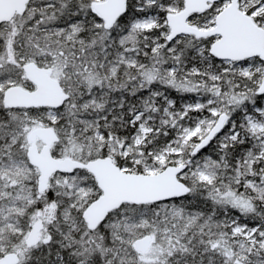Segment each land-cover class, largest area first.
Returning a JSON list of instances; mask_svg holds the SVG:
<instances>
[{
    "label": "snow or ice",
    "instance_id": "obj_1",
    "mask_svg": "<svg viewBox=\"0 0 264 264\" xmlns=\"http://www.w3.org/2000/svg\"><path fill=\"white\" fill-rule=\"evenodd\" d=\"M0 264H264V0H0Z\"/></svg>",
    "mask_w": 264,
    "mask_h": 264
},
{
    "label": "trees",
    "instance_id": "obj_2",
    "mask_svg": "<svg viewBox=\"0 0 264 264\" xmlns=\"http://www.w3.org/2000/svg\"><path fill=\"white\" fill-rule=\"evenodd\" d=\"M170 92H171V96H172V98H179V96H180V94L179 93H176L174 90H170ZM186 98H188V99H192V97L190 96V95H188V96H185V99Z\"/></svg>",
    "mask_w": 264,
    "mask_h": 264
},
{
    "label": "rangeland",
    "instance_id": "obj_3",
    "mask_svg": "<svg viewBox=\"0 0 264 264\" xmlns=\"http://www.w3.org/2000/svg\"><path fill=\"white\" fill-rule=\"evenodd\" d=\"M186 99H188V98H186ZM234 214H237V213H234Z\"/></svg>",
    "mask_w": 264,
    "mask_h": 264
}]
</instances>
